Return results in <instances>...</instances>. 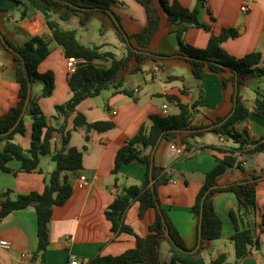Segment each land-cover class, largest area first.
Listing matches in <instances>:
<instances>
[{
    "label": "crops",
    "instance_id": "1",
    "mask_svg": "<svg viewBox=\"0 0 264 264\" xmlns=\"http://www.w3.org/2000/svg\"><path fill=\"white\" fill-rule=\"evenodd\" d=\"M179 1L190 9L200 7L201 22L210 25L215 34H219L223 28H235L238 36L225 41L223 49L236 57L259 51L263 56L261 67L264 68V0ZM244 6L249 7L248 12L242 11ZM0 10V117H2L17 104L19 92L14 58L3 47V38L6 37L17 45H23L35 35L49 36L51 32L44 15L27 0H0ZM24 14H26L25 17H23ZM59 15V13L55 14L54 19L59 20ZM93 17L104 18L101 14H95ZM166 20L165 22L162 15L161 29L155 34L148 49L150 53L160 55L157 60H152L153 70L156 71L155 67L159 68L156 71L159 83H153L151 88L148 81L144 79V84L135 88L123 86L133 91V96L117 93L116 89L113 91L107 89L104 90L108 91L106 100L98 99L101 93L78 106V110L85 114L89 123L111 120L115 122L116 128L106 133L92 130L88 133L89 140L86 138L89 127L87 129L83 127L72 133L70 146L79 149L86 147L83 168L70 175L73 184V194L70 199L53 210L49 224L50 244L45 256L42 259L36 257L37 213L30 207L14 211L0 220V241H8L11 244L9 250L0 248V264H70L74 260L79 264H89L90 260L97 255L118 256L135 248L134 236L112 231L111 222L107 220L105 211L124 187L141 185L145 182L147 166L134 161L123 165L118 176H113L112 170L118 150L127 139L137 134L142 125L149 124L150 115H164V105H168L167 115L179 114L180 109L177 103L171 101L169 96H177L182 103L191 105L201 97L203 92V99L198 110L192 116V123L197 126H209L217 118L226 117L233 111L237 87L232 72L214 73L206 69L200 82L187 87L183 74L176 69L173 73L166 74V69L159 65L160 61L174 65L181 60L175 57L179 50L178 41L168 19ZM69 22H73L74 25L78 22L80 25L79 16L73 15L69 20H59L62 28L77 32V29ZM210 35L211 33L205 29L194 27L186 32L184 42L203 49L207 46ZM126 53L127 51L124 56ZM117 58L120 59L118 56ZM39 71L41 73L52 71L55 75L53 95L48 98H39V105L49 122L56 127H61L64 120L55 118V106L70 101L72 92L68 83L67 58L59 45L52 44V52L39 66ZM164 76L167 80H163ZM224 79L227 80L226 85L223 84ZM172 81H180L181 86H172ZM241 88L240 96L246 107L252 111L258 93L262 92L259 90L255 92V95L249 96ZM41 91L42 89L34 94L33 89V95L40 97ZM72 126L73 120L69 119L67 128ZM30 128L31 130L27 122L26 135H20L28 138L26 144L16 141L19 135H16L14 139L26 149L29 148L32 139V123ZM234 129L242 136V140L246 138L251 141H264L263 117L251 114ZM221 139L222 137L214 132L206 131L202 136L187 138L188 145L163 139L153 151L154 163L164 168L171 178L167 185L160 186L158 189L161 207L167 211L173 225L191 249L199 248L197 246L198 222L191 209L203 186L206 173L216 165V154L211 149H199L202 146L213 145L237 149L236 153L241 166L228 170L219 178V184L227 186L241 182L251 174L259 175L261 179L257 186L258 208L255 217L258 226L264 215V153L249 154L248 151L253 149L254 145L249 144L244 149H240L239 144L234 143L232 139L225 138L224 143ZM59 141L60 134L56 133L55 142ZM173 145L181 148L183 153L179 154L173 149ZM150 151L147 149L144 153L148 154ZM21 166L19 161L12 160L9 163L10 172L0 171V207L4 193L7 191L11 199H15L20 194L43 192L50 174L56 167L50 156H41L40 171L26 173L22 171ZM82 175L88 181V185L84 187L78 183ZM214 202L216 211L224 223L223 232L220 239L210 241L209 245L205 243L201 255L210 261L226 253L225 264H235V247L230 240L235 233V228L229 213L237 207L238 199L231 192H222L215 195ZM139 212L140 204L135 202L126 212L125 222L139 236L144 237L149 233V226L156 218V211L148 210L143 218L139 216ZM260 239L261 249L252 250L240 264H264V234H261ZM160 252L162 261L169 263L172 254L168 241H162ZM25 253L30 255L27 261L22 258Z\"/></svg>",
    "mask_w": 264,
    "mask_h": 264
},
{
    "label": "trees",
    "instance_id": "2",
    "mask_svg": "<svg viewBox=\"0 0 264 264\" xmlns=\"http://www.w3.org/2000/svg\"><path fill=\"white\" fill-rule=\"evenodd\" d=\"M27 1L44 15L51 34L35 35L23 45H17L6 37L2 40L3 47L14 58L19 92L17 104L0 117V171L10 172L9 163L12 160L21 163L23 172L40 171L41 156H50L56 167L41 193L20 194L15 199H11L9 191L5 192L0 207V220L14 211L34 208L37 213L36 257L42 259L45 256L50 244L49 224L53 210L70 199L73 194L70 175L83 168L86 147L79 149L70 146L72 133L88 125L86 138L89 140L88 133L92 130L106 133L116 128L115 122L111 120L89 123L85 114L78 110V106L89 98L99 96L111 86H115L117 93L133 96V91L123 88L125 80L121 73L132 62L140 65L148 59L157 60L160 56L150 53L148 49L155 34L161 29V11H163L177 37L179 50L175 57L190 65L193 77L198 82L203 79L206 69L214 73L232 72L236 81L237 102L228 116L217 118L209 126H197L193 125L192 116L198 110L203 92L191 105L182 103L177 96H169L171 101L177 103L179 114L150 115L149 124L142 125L134 137L126 140L117 152L112 174L117 177L123 165L138 161L147 166L146 180L141 185L124 187L106 209L105 215L111 222L112 231L134 236L136 246L118 256L97 255L89 264H225L226 253L210 261L201 255L206 242L218 240L222 236L224 223L216 211L214 202L215 195L222 192H231L238 199L237 207L229 213L235 228V233L230 239L235 247V264H240L252 250H260V236L264 234V215L260 226L257 225L255 217L258 208L257 186L261 177L251 174L241 182L227 186L219 184V178L228 170L241 166L237 149L213 145L199 148L211 149L216 154V165L206 173L203 186L191 209L198 222V236L201 226V241L199 238L197 243L199 248L195 252H193L195 248L188 247L185 239L170 220L167 211L161 207L158 189L167 185L171 178L164 168L154 163L153 151L163 139L188 145L187 138L202 136L204 132L210 131L220 137L232 139L234 143L239 144L240 149H244L249 144L254 145V148L248 151L249 154L264 153V141H251L246 138L242 140V136L234 129L251 114L264 118V93H258L254 109L251 111L246 107L239 92L250 78L264 76V68L261 67L262 53L255 51L242 57L229 54L223 49V43L230 38H236L238 31L231 27L223 28L219 34L213 33L210 25L201 22L200 7L190 9L179 0H158L159 6L156 5V0H136L146 12L147 24L134 34L127 33L120 16L113 10L114 5L126 6L125 2L119 0ZM58 13L59 20L62 21L69 20L73 15L79 16L82 27H85L95 14L111 18L119 40L126 45V56L119 59L112 51H102L101 46L83 44L75 30L62 28L59 20L54 19V15ZM25 16L26 14L23 15ZM194 27L211 33L208 44L203 49L184 42V35ZM53 43L63 49L66 58L86 59V63L80 65L77 71L68 77L72 92L71 100L55 106V118L64 120L61 127L52 125L39 105V98L51 97L55 90L54 73L39 71V66L51 54ZM36 81L43 83L40 97L33 95V84ZM223 84H227L226 79L223 80ZM26 105V112L19 121ZM27 115L32 119V139L29 148L26 149L14 139L16 135H26ZM69 119L73 120L72 128H67ZM56 133L60 134L59 142H55ZM147 149L151 151L145 154ZM135 202L140 204L141 218L150 209L156 211V218L149 226V233L144 237L139 236L125 222V214ZM163 240L168 241L170 245L172 258L169 263L163 262L161 258L160 249Z\"/></svg>",
    "mask_w": 264,
    "mask_h": 264
},
{
    "label": "rangeland",
    "instance_id": "3",
    "mask_svg": "<svg viewBox=\"0 0 264 264\" xmlns=\"http://www.w3.org/2000/svg\"><path fill=\"white\" fill-rule=\"evenodd\" d=\"M126 3V6L114 5L113 10L120 16L122 25L124 29L128 33L139 32L144 24H146L147 16L144 8L136 2V0H120ZM156 5L159 6L158 0L155 1ZM162 15L164 21L166 22L167 17L163 11ZM72 26L77 29L79 40L87 45V46H102L103 51H112L118 57H123L124 53L127 51L126 45L122 43L118 36L117 30L114 26V23L111 18L104 17L98 18L93 17L86 27H82L77 22L75 25L73 22ZM68 26V25H67ZM160 66L166 69V74L173 73V70L180 72L185 76L187 87L193 86L195 83H198L197 80L194 79L191 67L188 63L183 62L181 60L177 61L174 65L169 64L165 61H160ZM139 67V68H138ZM153 61L148 59L144 61L142 64L138 65L136 62L130 63L129 67L124 70L121 75L124 77V87L126 88H135L138 85L144 84V79L148 81L152 88L153 83H159V80L156 76V71L153 70ZM163 80H167V77L164 76ZM174 85L181 86L180 81H172ZM43 88V83L41 81H36L33 84L34 94H36L39 90ZM115 86H111L109 91H113ZM241 90L246 91L249 96L255 95V92L259 91L264 92V76L250 78L246 85H244ZM108 91H103L100 96V101L106 100V95ZM26 120L28 122L29 130H31L30 125L32 123V119L30 116H26ZM17 142H21L22 144H26L28 138H24L22 136L16 137ZM210 241L206 244L209 245Z\"/></svg>",
    "mask_w": 264,
    "mask_h": 264
},
{
    "label": "built area",
    "instance_id": "4",
    "mask_svg": "<svg viewBox=\"0 0 264 264\" xmlns=\"http://www.w3.org/2000/svg\"><path fill=\"white\" fill-rule=\"evenodd\" d=\"M242 11L243 12H248L249 11V7L248 6H244L242 8ZM85 63H86V59H84V58H75V57L67 58L68 77L73 75L77 71L78 67L80 65L85 64ZM155 70L158 71L159 68L155 67ZM167 110H168V105H164L163 106V114L164 115H167ZM114 113L116 114V112H114ZM221 140L224 143L225 142V137H222ZM172 147L179 154L183 153V150L181 148L177 147L176 145H173ZM78 183L82 187L88 185L87 178L84 175L80 176L79 179H78ZM0 248L5 249V250H9L11 248V244L8 241H4V240L0 241ZM22 258L27 261L30 258V255L25 253V254L22 255ZM70 264H79V263H78V261L74 260Z\"/></svg>",
    "mask_w": 264,
    "mask_h": 264
},
{
    "label": "water",
    "instance_id": "5",
    "mask_svg": "<svg viewBox=\"0 0 264 264\" xmlns=\"http://www.w3.org/2000/svg\"><path fill=\"white\" fill-rule=\"evenodd\" d=\"M236 102H237V94H236V96H235V104H236ZM26 109H27V105H26L25 110H24L23 114L21 115L19 121L23 118V116H24V114H25V112H26ZM87 128H88V125H85V126H84V129H87ZM202 208H203V205H202ZM168 235H169V234L167 233V236H168ZM199 238H200V241H201V226H200V230H199ZM196 250H197V249L193 250V252H195Z\"/></svg>",
    "mask_w": 264,
    "mask_h": 264
}]
</instances>
